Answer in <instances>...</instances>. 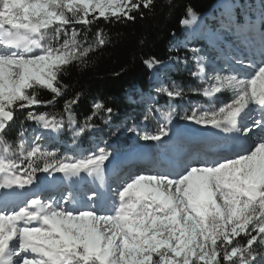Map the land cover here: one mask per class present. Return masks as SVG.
Instances as JSON below:
<instances>
[{"label":"snow or ice","instance_id":"1","mask_svg":"<svg viewBox=\"0 0 264 264\" xmlns=\"http://www.w3.org/2000/svg\"><path fill=\"white\" fill-rule=\"evenodd\" d=\"M154 3L0 0V264H264V62L247 75L236 69L228 74L213 69L209 75L201 50L190 49L195 68L190 75L202 85L191 91L214 107L197 106L182 119L230 134L222 139L232 141L231 148L205 152L194 162L130 174L111 188L113 196L103 203L94 190L80 198L72 185L85 176L105 184L106 162L112 157L106 140L78 157H61L42 147L43 135L26 143L20 131L15 143L7 140L24 110L26 119L40 128L60 133L67 124L77 138L95 130V117L105 115L107 123L113 109L95 102L91 116L78 124L73 107L79 93L64 103L66 122L63 113L58 119L35 109L53 105L68 88L61 80L68 67L85 64L92 51L105 45L99 29L89 42L88 26L101 18L134 21L133 13L143 18ZM186 13L190 18L180 23L190 27L197 16L191 7ZM144 63L153 68L159 61L153 57ZM43 90L52 98L42 100ZM157 92L169 101L183 97L177 86ZM174 112L161 113L166 124L156 133L137 135L146 142L170 138ZM16 155L26 167L11 158ZM38 172L59 173L69 184L58 197L46 190L31 195L15 191H31Z\"/></svg>","mask_w":264,"mask_h":264},{"label":"trees","instance_id":"2","mask_svg":"<svg viewBox=\"0 0 264 264\" xmlns=\"http://www.w3.org/2000/svg\"><path fill=\"white\" fill-rule=\"evenodd\" d=\"M189 7L197 20L190 27H185L180 21L190 18L186 13ZM133 15H136L134 21L116 22L113 18V22H108L101 18L88 26L89 42H94L99 29L106 37L105 45L92 51L85 58V64L68 67L61 76L68 88L53 105L35 109L38 113L57 114L58 119L63 113L66 122L64 103L79 93V101L73 107L78 124H83L91 116L95 102H102L113 109L107 117L108 122H105V115L95 117L91 121L96 125L95 130L78 138L66 124L59 137L44 141L42 147H49L61 157L87 155L95 151L98 144L104 146L105 140L112 150H125L132 144L128 129L144 128L148 134L158 131L159 121L152 117L157 112L174 108L173 119L178 120L185 108L208 106L202 95L191 91L202 85L190 75L195 70L190 49L209 50L212 58H221V51L214 49L217 46L225 49L224 44L231 42L247 53L246 36L239 35V32L255 27L264 29V0H155L153 10H145L143 18L137 13ZM76 27L83 31V26ZM203 29L207 31L206 35L202 34ZM214 33L221 35L222 39L219 45L210 46ZM188 36L191 41L184 48L181 42ZM153 57L159 63L149 68L144 61ZM173 86L183 89L182 98L169 101L167 96L157 92L159 87ZM39 96L45 101L52 98L46 90L40 91ZM150 105L153 108L151 112L148 111ZM26 112L17 114L7 133L8 141L15 143L20 131H24V140L27 141L25 137L36 124L26 119ZM185 121L177 122L182 125ZM117 128L119 132L111 135ZM11 158L19 160L18 155Z\"/></svg>","mask_w":264,"mask_h":264},{"label":"rangeland","instance_id":"3","mask_svg":"<svg viewBox=\"0 0 264 264\" xmlns=\"http://www.w3.org/2000/svg\"><path fill=\"white\" fill-rule=\"evenodd\" d=\"M202 34L206 35L207 31L205 29H203ZM239 35L246 36L245 42L248 43L247 53H244L240 48L235 47L231 42L224 44L225 49L221 48L219 46H217L214 49L217 52L221 51V58H212L209 50H201L199 55L204 57L205 67H206V70L208 71L209 75L213 74V72H212L213 69H215L216 71H220L223 69L224 74H228L231 69H236L238 72H240V74L247 75V74L254 73L256 71L257 67L262 62H264V55H262V52H264V29H259V28L257 29L255 27V29L250 30L249 28H247V29L241 30V32H239ZM211 38H212L213 42L210 43V46L217 45L215 43H218V45H219V43L222 39V36L217 34V33H214L211 36ZM189 41H191V37L188 36L185 40H183L181 42L182 46L184 48L188 47ZM261 45L263 46V48ZM252 51H253V53H252ZM238 60L244 61V64L243 65L237 64ZM249 65H251V67H249ZM154 100H152L151 102H154ZM205 100L210 104V106H208L207 108H203L204 110H208V109L214 107V105L212 104L211 101H209L207 98H205ZM193 108H195V107L185 108L184 111L180 113L181 118H178V120H183L182 117L185 115V113L190 112L191 109H193ZM152 109H153L152 105H150V107L148 108V111H151ZM156 114L153 117L158 120V113H156ZM158 121H159V124H160L159 127H160L162 125V121L161 120H158ZM201 129H202L201 132L206 130L205 128H202V127H201ZM136 130H137L136 132H130L129 131V134H131V137H132V142L135 141V142H137L136 144H138L140 142L139 143L140 145L141 144L144 145L147 142H150V144L153 145V143H154L153 141H147V142L143 141L140 139L139 135H137V132L142 133V134L147 133L144 128L143 129L140 128V129H136ZM46 131L47 130L40 128L38 125H36L30 131V133L25 137L27 139L26 143L31 142L32 138L36 135H43L45 137V139L41 140L40 143H43L44 141H51V139H54L58 135H61L63 130L60 133L51 132L49 130L48 132H51V134H52L51 136L47 135ZM183 143H185V147L182 149V152L186 153L187 159H188V160H186V163H188L190 160L194 161L195 159H197L198 155L201 158H203V153L206 150V147L201 145L200 144L201 142L193 143L189 139H185V140H183ZM215 146H216V144L213 145V150L217 151V148ZM71 147H73V146H71ZM45 148L47 150H50L49 147H45ZM111 150L112 149L109 148V151H111ZM142 151H144V150H142V149L138 148V146H136V148L132 152L128 153L125 157H123V158L117 157V158L120 160L122 159L121 160L122 162L120 164H123V162L128 163V162L136 159ZM113 158H114V156H113ZM110 159H112V158H110ZM20 163H21V168L26 167V163H27L26 161H20ZM36 175H38V178H39L40 175H42V172H38V173H36Z\"/></svg>","mask_w":264,"mask_h":264},{"label":"bare ground","instance_id":"4","mask_svg":"<svg viewBox=\"0 0 264 264\" xmlns=\"http://www.w3.org/2000/svg\"><path fill=\"white\" fill-rule=\"evenodd\" d=\"M215 132H216V130L210 129V128H208L202 132V137L200 138L199 142H201L200 144L205 146L208 149V152L213 151L214 140H212V139L208 140V138L206 140L205 137H203V136H206L207 134H211V133H215ZM194 141H197V140L194 139ZM204 153H203V155H204ZM184 160H185V162H186V160H188L186 153H183V155L180 154L176 158H174V157L172 158V161L175 163V165L185 163ZM194 161H196V159ZM194 161L190 160L189 162H194ZM106 163L108 164L109 162H106ZM115 164H116V162H115ZM163 164L166 165V163H164V161H163ZM163 164L156 162L153 159V156L151 154L143 153L139 157L134 159L133 161H130L128 163L123 162V164L119 163V164L114 165L113 169L110 168V172H108V174H110L109 178H111L114 181L119 182L121 179L126 178L128 175L133 174V173L147 172L153 168H160V169L168 168V167H165ZM63 181H65V180H63V178L60 177V180L54 181V183L51 185V188L52 187H57V188L62 187ZM66 182L69 183L68 181H66ZM81 183H85V182L81 181ZM45 189L46 190L49 189L48 184H46ZM20 199H22V197Z\"/></svg>","mask_w":264,"mask_h":264},{"label":"water","instance_id":"5","mask_svg":"<svg viewBox=\"0 0 264 264\" xmlns=\"http://www.w3.org/2000/svg\"><path fill=\"white\" fill-rule=\"evenodd\" d=\"M184 128L187 130V132H192V129L194 128V124L187 122L184 124Z\"/></svg>","mask_w":264,"mask_h":264}]
</instances>
